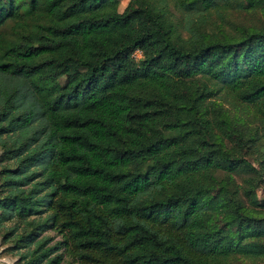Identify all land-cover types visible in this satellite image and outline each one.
<instances>
[{"label": "trees", "instance_id": "16d2710c", "mask_svg": "<svg viewBox=\"0 0 264 264\" xmlns=\"http://www.w3.org/2000/svg\"><path fill=\"white\" fill-rule=\"evenodd\" d=\"M119 2L0 0L8 249L17 264L264 258V0Z\"/></svg>", "mask_w": 264, "mask_h": 264}, {"label": "rangeland", "instance_id": "374dc122", "mask_svg": "<svg viewBox=\"0 0 264 264\" xmlns=\"http://www.w3.org/2000/svg\"><path fill=\"white\" fill-rule=\"evenodd\" d=\"M119 10H123V8L125 7V5L127 4L128 0H119ZM20 11V9H19ZM21 12V11H20ZM230 14V18L231 19H236V20H242V18H249L251 19L249 16H251L250 14L248 15H244V12H239L236 10H230L229 11ZM182 34H186L185 31H182ZM141 56V52L139 50H136L134 52V57L135 58H139ZM58 80L61 83H64L66 80L65 76H60L58 78ZM3 137H8L6 134H3ZM9 142V140L7 141ZM1 143H0V170L1 168L5 165L10 163V161H12L11 159H6L5 157H2V150H1ZM252 163L254 165L257 166V161L255 158H250ZM14 166V164H13ZM255 192L258 194V196H262L264 194V182H257L255 183V185L253 186ZM0 194H2V192L0 191ZM6 226L9 227L10 225H12L13 222L7 221L5 222ZM5 226L0 227V264H17V260L19 259V254L21 251H24L23 249L21 250H16V251H12L10 249H8L9 245L11 244L10 240H6L3 238V234L5 231ZM45 234H50L53 235L54 240L60 239V236L56 235V233H54L53 230H46L44 232ZM64 260L60 263V264H74L70 262V259L67 256H63ZM18 264H23L22 261H20ZM248 264H264V258H259L258 260H255L254 262H252L251 260H249Z\"/></svg>", "mask_w": 264, "mask_h": 264}]
</instances>
